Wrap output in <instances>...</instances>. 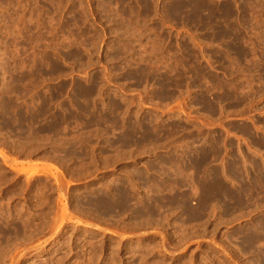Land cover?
<instances>
[{
    "label": "rangeland",
    "instance_id": "374dc122",
    "mask_svg": "<svg viewBox=\"0 0 264 264\" xmlns=\"http://www.w3.org/2000/svg\"><path fill=\"white\" fill-rule=\"evenodd\" d=\"M190 1L0 0V264H264V0H204L198 27L186 7L172 14ZM217 29L237 31L249 58L218 61ZM185 49L221 80L210 95L234 94L220 112L197 104L193 71L175 61ZM138 68L141 82L125 76ZM214 131L221 151L203 169L234 189V158L257 183L247 202L154 199L152 181L190 176L191 136Z\"/></svg>",
    "mask_w": 264,
    "mask_h": 264
},
{
    "label": "bare ground",
    "instance_id": "6f19581e",
    "mask_svg": "<svg viewBox=\"0 0 264 264\" xmlns=\"http://www.w3.org/2000/svg\"><path fill=\"white\" fill-rule=\"evenodd\" d=\"M185 7L190 12V18H192V21L194 23L199 22L200 20V25H193H196L198 27L205 26L208 24L205 20L201 19L200 17L201 13L204 11H208L209 14L211 13L209 6L205 3L204 0H191L189 4H183L179 2L171 9L172 14L176 16L177 14L182 12ZM226 15H228V13ZM226 15L224 16L226 17ZM206 18L210 20L212 16L208 15ZM238 37L239 33L231 29H217V31L214 32V38H218L224 43L223 52L217 53L218 61H224L226 58L225 56L227 54H235L237 56V58H235V61L238 63L240 61H245L247 58H249V56L251 55V51L253 50H251L249 46H246L245 42L242 43L244 47L241 45L239 46L238 43L236 44L235 41L240 40V38ZM227 39H230L233 42L231 43ZM173 58L174 57L170 55L168 56L167 60L173 61ZM175 61L181 67H186L187 69H191L193 71L194 79L192 80L191 86H197V88L199 89L197 95L195 96L196 102L203 108V110L208 115H213L220 112L222 110L221 102L234 98V94L230 91L224 96L222 95L221 97L210 95L211 87L220 86L221 80L212 75L203 67H200L197 63V56L191 55L187 49H185V56H181ZM248 62L251 63V61ZM255 67L258 68L256 65L253 64L251 66V69H254ZM125 76H132L133 79H137L138 82H141L143 80V68H138L133 74L127 72ZM260 79H262L261 82H264V69L262 70V75L260 76ZM163 83L164 82L161 81L158 82L159 85H162ZM92 90L93 88L90 87V93L92 92ZM168 95L169 94L166 90H162L158 94V97L163 98ZM7 105L9 106L11 104L7 102ZM40 110L41 112L38 113L39 115L46 114V109L42 108ZM64 116L65 114L63 116L58 115L57 118L64 119ZM244 131L250 137L256 136L254 134V131H252L248 126H244ZM157 132L158 131H155L154 136L157 135ZM127 139L128 137L126 138L125 136L122 140L125 141ZM191 139H193V141L201 143H198L200 145L191 150V156L189 157L187 163V168L189 167L191 169V171L189 172L190 176L188 175V173L179 172L173 175L165 174V178H160L159 180L152 181V186H149V188L153 189V191L150 190V192L153 193V196L155 195L154 199L158 201L159 194L164 193L163 196L166 197V202L169 205L176 204L179 202V204L182 203V207H184L185 203L188 200V197H190L191 194L203 190L204 198L202 199V203L200 205L201 210L210 200H214L221 203H225L226 200H228L234 206L246 203L249 194L255 189L254 187L257 185V183L253 178H243L239 170L235 167L237 161L234 158H232L231 160L232 170L229 171L232 181L235 184L234 189L232 188V186L225 183L226 181H222L220 179V173L218 172V170H211L209 168L203 169V164L206 163L207 157L210 154H213L214 157H217L219 152L221 151V141L216 132L214 131L212 134H209L207 132L203 135L202 133H200L195 136H191ZM180 167L182 169H185L186 166L183 165ZM29 170L32 175H40L36 170ZM134 177L140 178L145 185L149 184V181H147L146 178L142 176V173L140 172L135 173ZM186 192H188V194ZM128 200L129 199H127L126 195H123L119 200H116L114 198H107L103 203V207L105 208V210L117 212L122 210L123 207L126 206ZM139 213H142L141 209L139 210ZM198 215L199 212L190 213L186 214V218L193 219ZM252 237V241L247 239L246 243L244 240L243 243H248V247H254L255 245L253 244V241H255V239H262L263 235L254 234L252 235ZM256 260L261 263H264V252L261 254L257 253Z\"/></svg>",
    "mask_w": 264,
    "mask_h": 264
}]
</instances>
